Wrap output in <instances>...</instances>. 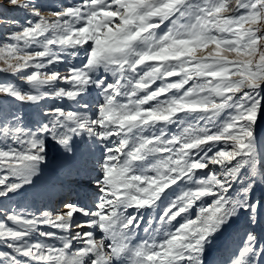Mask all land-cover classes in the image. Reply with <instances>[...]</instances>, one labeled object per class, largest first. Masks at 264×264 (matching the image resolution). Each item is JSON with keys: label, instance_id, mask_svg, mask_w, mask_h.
Masks as SVG:
<instances>
[{"label": "snow or ice", "instance_id": "6c2138e0", "mask_svg": "<svg viewBox=\"0 0 264 264\" xmlns=\"http://www.w3.org/2000/svg\"><path fill=\"white\" fill-rule=\"evenodd\" d=\"M8 4L25 21L0 22V74L24 87L0 81V264H207L240 220L222 264H264V0ZM49 140L66 174L95 173L91 201L3 203L35 188Z\"/></svg>", "mask_w": 264, "mask_h": 264}, {"label": "rangeland", "instance_id": "374dc122", "mask_svg": "<svg viewBox=\"0 0 264 264\" xmlns=\"http://www.w3.org/2000/svg\"><path fill=\"white\" fill-rule=\"evenodd\" d=\"M41 3L52 6V5H67L74 0H40ZM55 10V9H54ZM12 19H17L21 24L24 23L25 17L24 13L13 9L9 4L8 0H0V22L8 21ZM12 30L11 26L6 23H0V37H3L7 34L8 31ZM0 81H11L18 84L21 87H24L23 83L13 77L0 74ZM97 95L95 91H92L87 97L86 100L90 104H95ZM2 102V99H0ZM52 101H47L42 103L40 108H34L28 105L13 104L15 107L13 110L18 111L23 115L25 122H30L35 119H38V113L46 105H51ZM58 106H69L67 101H56ZM175 130V129H173ZM257 134L258 137L264 140V114H261L257 123ZM83 145L80 143L78 146ZM58 144L48 141L47 148V164L44 166L40 178L35 183V188L27 186L28 189L20 191L17 195L11 198V201H3L5 204L10 206H16L17 208H24L28 212H36L38 210H53L60 206L62 199H73V194L75 190H79L83 196L87 197V200L90 202L93 194L95 192L94 186L91 184V178L95 173L89 174V170H83L79 180L76 182H71V175L66 174L65 169L68 164V157H56V154L59 150ZM62 147V146H61ZM81 147V146H80ZM95 148L96 155H99L100 147L94 145L92 149ZM75 150V149H74ZM74 179V178H73ZM37 190H43L44 195H36ZM28 192V193H27ZM261 192H264V188H258L255 195L260 196ZM70 197V198H69ZM51 200L49 207H44V201ZM79 199V200H78ZM77 201L84 202L85 200L80 197L77 198ZM43 207V208H42ZM156 211H149L145 214V219H148L149 216H155ZM244 221H237L231 228H229L225 233L218 236L207 249L206 252V262L207 264H222L225 250L228 248H235L240 240V237L243 235ZM255 232L264 235V222L259 223L255 227ZM102 234L97 233V239L101 237ZM141 235L143 233L141 232Z\"/></svg>", "mask_w": 264, "mask_h": 264}, {"label": "bare ground", "instance_id": "6f19581e", "mask_svg": "<svg viewBox=\"0 0 264 264\" xmlns=\"http://www.w3.org/2000/svg\"><path fill=\"white\" fill-rule=\"evenodd\" d=\"M89 144L91 145V151H92V153H96V151H95V148L94 149H92L93 147H94V144H91V142L89 141ZM81 146V147H80ZM79 146V148L81 149V150H83V147H84V145H80ZM56 157H65V158H67L68 157V154L65 152V150L61 147V146H59V150H58V152H57V154H56ZM82 171L83 170H81V171H79V172H73L72 173V177L70 178V181L68 182V183H71V182H76L77 180H79V177H80V175H81V173H82ZM89 174H91V173H93L92 171H91V169L89 170V172H88ZM74 178V179H73ZM25 189H28V187L26 186V188ZM28 193V192H27ZM76 196V197H75ZM73 197H75V200H73L72 199V201H74V202H76L77 201V198L78 197H80L81 199L83 198L85 201L84 202H89L88 200H87V197H85V196H83L81 193H79V190L77 189V190H75V194H73ZM70 198V197H69ZM79 200V199H78ZM50 203H51V200H47V201H44V207H49L50 206ZM83 203V202H82ZM43 208V207H42Z\"/></svg>", "mask_w": 264, "mask_h": 264}]
</instances>
